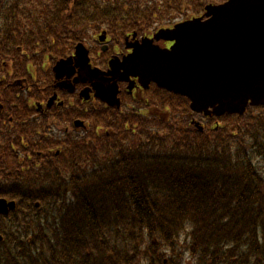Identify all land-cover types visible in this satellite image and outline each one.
<instances>
[{"label": "trees", "instance_id": "16d2710c", "mask_svg": "<svg viewBox=\"0 0 264 264\" xmlns=\"http://www.w3.org/2000/svg\"><path fill=\"white\" fill-rule=\"evenodd\" d=\"M211 1L0 0V48L42 64L104 27L150 32ZM150 98L127 115L94 111L89 136L52 159L36 134L25 166L12 148L0 197L17 207L0 216V264H264V107L200 133L187 98Z\"/></svg>", "mask_w": 264, "mask_h": 264}, {"label": "water", "instance_id": "95a60500", "mask_svg": "<svg viewBox=\"0 0 264 264\" xmlns=\"http://www.w3.org/2000/svg\"><path fill=\"white\" fill-rule=\"evenodd\" d=\"M100 40H106V32ZM160 40L174 44L163 48L155 43ZM133 47L121 64L118 59L111 61L112 73L107 75L113 74V90L96 87L101 90L99 97L110 105H120L118 81L134 76L145 88L154 82L188 97L191 109L206 116L242 115L249 105L264 106V0L208 5L204 16L162 28L154 38ZM82 51L84 46L79 44L77 54L85 68ZM70 63L71 59L60 60L56 73L70 68ZM197 127L203 131L200 124ZM15 208V201L0 199V214Z\"/></svg>", "mask_w": 264, "mask_h": 264}, {"label": "flooded vegetation", "instance_id": "af4514ba", "mask_svg": "<svg viewBox=\"0 0 264 264\" xmlns=\"http://www.w3.org/2000/svg\"><path fill=\"white\" fill-rule=\"evenodd\" d=\"M223 2L216 0L213 4ZM99 35L73 44L65 56L42 64L25 63L27 52L21 48H18L21 58L17 61L13 60L9 47L4 48V55L0 48V181L10 179L12 148L20 159L19 163L26 165L22 156L30 147L28 133L30 137L36 134L51 139L48 155L52 159L60 154L65 144L81 142L89 136L94 111H119L127 115L129 111L140 110L143 103L155 104L150 94L156 92L157 86L151 84L149 89H145L139 83V78L134 76L129 80L118 81L119 106L104 101L99 97L101 90L96 89L113 90V74L107 75L112 73L111 61L118 59L121 64L133 52V44L142 42L145 36L152 37L153 32L137 34L134 38L132 34L122 37L112 34L110 30L104 43L100 41ZM78 44L84 46L82 56L85 68H82L77 54ZM67 59H71L70 68L63 67L56 73L57 63ZM95 73H101V77ZM53 98L54 101L49 104ZM200 118L201 121L208 119L205 116ZM30 153L28 155L32 156L33 153ZM38 153L41 152H36L40 156Z\"/></svg>", "mask_w": 264, "mask_h": 264}, {"label": "rangeland", "instance_id": "374dc122", "mask_svg": "<svg viewBox=\"0 0 264 264\" xmlns=\"http://www.w3.org/2000/svg\"><path fill=\"white\" fill-rule=\"evenodd\" d=\"M160 45H164V43L163 42H160ZM199 120H200V118H198ZM260 167L262 168V170L264 171V163L263 164H260Z\"/></svg>", "mask_w": 264, "mask_h": 264}, {"label": "snow or ice", "instance_id": "6c2138e0", "mask_svg": "<svg viewBox=\"0 0 264 264\" xmlns=\"http://www.w3.org/2000/svg\"><path fill=\"white\" fill-rule=\"evenodd\" d=\"M169 47H171V45H169Z\"/></svg>", "mask_w": 264, "mask_h": 264}]
</instances>
